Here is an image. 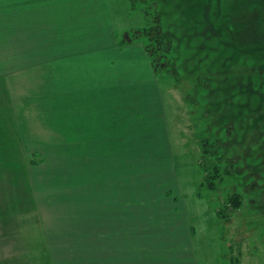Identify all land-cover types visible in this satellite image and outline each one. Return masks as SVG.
<instances>
[{"label":"rangeland","instance_id":"obj_1","mask_svg":"<svg viewBox=\"0 0 264 264\" xmlns=\"http://www.w3.org/2000/svg\"><path fill=\"white\" fill-rule=\"evenodd\" d=\"M74 1L72 14L68 2L61 5L62 2L56 0L55 6L49 7L54 10L51 20L55 24L50 30L47 13L38 15L39 12L26 10L25 29H34L35 32L25 33L22 38H30L26 42L31 46H42L47 42L56 45L61 41L65 47L70 46L68 52L77 53L86 49L87 39L91 44L97 35H104L108 26H112L116 33H122L158 23L154 28L161 37L164 31H168L173 38L167 40L166 46L157 43L153 53L159 57L172 50L173 62L177 65L166 67V74L173 77L176 83L167 76L160 80L168 116H172L169 132L180 199L188 207L192 218L199 263L264 264V0ZM142 10L148 11V14ZM162 23L164 30L160 26ZM134 37L138 42L127 46L123 55L130 56L136 52L137 55L133 56L146 58L139 34ZM124 40L127 44L133 43L129 35ZM63 62V58L50 62L51 71L55 72L59 63ZM67 64L65 79L63 74L57 76L51 73L53 79L43 76L37 86L47 94L57 88L60 101L71 99L73 104H82L87 109V103L96 98L98 85L105 94V105H109L107 116L114 117V124L122 121L121 128L134 134L132 141H152L153 134L158 136V131L151 130L152 123L145 124L142 113L135 112L144 102L143 95L135 99L121 96L119 101H113L114 80L119 76L107 71L109 66L103 61L76 59L73 62L71 59ZM122 77L128 80L133 75L128 71ZM16 82L17 78L8 79V82L0 79V203L5 209L8 207V221L4 224L8 230L6 249L9 256L3 264H21L14 259L15 253L23 247H16V236L21 234L17 233L21 229L18 224L21 221L23 224V218L32 216L28 211L21 217L15 216L19 211L15 210V204L20 209L30 201L27 167L30 150L18 145L21 133L13 105ZM11 84L13 89H9ZM159 85L162 87L160 81ZM195 85L200 96L194 90ZM214 94L218 99L216 108L212 100ZM185 95H188L187 100L191 104L182 102ZM121 104H131L132 108L120 110L118 107ZM206 104H213V109ZM218 104L227 106L219 108ZM5 107L8 109L5 110ZM205 110H213V115ZM221 113H226L230 121L228 133L225 132V118ZM103 116L99 115L104 126L106 119ZM108 120L111 122L112 119ZM89 123L87 117L79 122L78 135H81L82 125ZM63 125L57 126L61 129ZM198 132H201L203 142L214 133L225 141L219 138L216 145L204 143V147L217 151V155L203 162L208 174H213V165L219 167L221 177L225 172L229 173L224 174L222 183L220 176L214 180L219 187L217 192L200 190L199 187L204 179L198 165ZM121 141L127 142L125 139ZM109 148L103 147L105 150ZM73 149L83 147H66V150ZM159 149L155 147V150ZM222 153L224 156H221ZM230 163L236 164L237 173ZM236 192L246 199L237 210L229 202ZM251 198L254 200L250 201ZM221 207L224 217L217 214ZM2 227L3 223L0 230Z\"/></svg>","mask_w":264,"mask_h":264},{"label":"crops","instance_id":"obj_2","mask_svg":"<svg viewBox=\"0 0 264 264\" xmlns=\"http://www.w3.org/2000/svg\"><path fill=\"white\" fill-rule=\"evenodd\" d=\"M58 1L68 2L70 14L74 13V0ZM55 3L0 0V79L18 80L16 96L13 93L21 133L18 145L29 148V162L34 161L27 165L30 201L20 209L15 204L19 210L15 216L25 211L32 216L22 217L23 224L18 222L21 234L16 236V247H23L14 259L21 264H200L192 218L180 199L169 132L172 116H168L161 78L153 73L147 57L133 56L136 52L123 55L127 47L120 51L118 43L126 31L116 33L112 26L91 44L87 39L86 49L77 53L68 52L70 46L61 41L31 46L26 42L30 38L22 36L35 30L25 29L24 13H47L50 30L55 24L49 7ZM62 58L64 62L52 72L49 63ZM71 59H100L109 66L106 70L119 76L114 80L113 101L143 95L144 102L135 112L142 113L145 124L152 123L151 130L158 131V136L153 134L152 141H132L134 134L121 128L122 121L114 124V117L107 116L109 105L98 85L87 109L71 99L60 101L57 88L47 94L37 86L43 76L53 79L51 73L63 74L65 79ZM128 71L133 77L125 80L122 75ZM13 88L11 84L9 89ZM126 107L132 108L121 104L118 109ZM99 115H104L106 125H101ZM86 117L90 123L82 125L78 135L79 122ZM46 147L50 150H43ZM7 210L0 203V264L9 259Z\"/></svg>","mask_w":264,"mask_h":264},{"label":"trees","instance_id":"obj_3","mask_svg":"<svg viewBox=\"0 0 264 264\" xmlns=\"http://www.w3.org/2000/svg\"><path fill=\"white\" fill-rule=\"evenodd\" d=\"M138 1H140V0H138ZM142 11H144V10H142ZM144 12L146 14H148V11H144ZM155 25H158V23H156ZM155 25L150 26V27L149 26L148 27H144L142 29L126 31L122 35L121 39L119 40L118 48H119L120 51H123L127 46H130V45L138 42V41L135 42L137 37H134V36L139 34V41L143 45V48H144L145 53H146V56H147V58L149 59V61L151 63L153 73L157 77H160V78L167 76L168 78H171V81L175 82V80L172 79L173 77H171L168 74H166V67L168 65H171V64L175 65V63L173 62V60H175V57H173L174 52L171 50V52L169 51V52L166 53V51H165L164 53L159 55V57H155L154 53H153V47H155L157 45V43H162L164 46H166L167 40H169V39H171L173 37L168 33V31L167 32L164 31L165 33L163 32V37H161V34L159 32H157L156 29L154 28ZM160 26L162 27L163 23ZM162 28L164 30V27H162ZM127 35L131 36V40H132L133 43H131V44L130 43L129 44L125 43L126 41L124 39H125V37ZM175 66H177V65H175ZM197 88H198L197 85H195V89L194 90L200 96V93L198 92ZM187 97H188V95L183 96L184 104H186V103L191 104L190 102H188ZM212 100H213L214 105H215L214 108H216V106H217L216 102H218V99L216 98L215 94H214ZM209 106H211V105L210 104L207 105V107H209ZM218 106H219V108L220 107L226 108L227 105L225 104V106H221V104H218ZM211 108L213 109V104H212ZM223 111H225V109H223ZM206 112H208L209 114L213 115V110L206 111ZM221 114H223V116L225 118L224 119V124L226 125V127H224L225 132L228 133L227 130H228L230 121L227 118V116H225L226 113H221ZM261 114H262V112L260 111L259 115H261ZM218 115L220 116V114H218ZM208 117H209V115H208ZM201 132H198L196 134V140H197L198 149H199V152H200V159L198 161V165L200 166V169H201V171L203 173V179H204L199 187H200V190H204V191L205 190L206 191L210 190V191H213V192H217L219 190V187L215 184L214 180L217 179L218 176H220V181L222 183L223 180H224V174H229V173L225 172L223 174V177H221L222 175L220 173L219 167L218 166L215 167L213 165V167H214L213 174H211V175L208 174L209 172L207 171V169L203 165V162H205L207 159L209 160L210 156L217 155L216 154L217 151L214 152L213 150L210 149L211 147H204V143H208V144L215 143V145H216V142L218 140H220L221 138H220L219 134H218L219 137H217V134L214 133V134L211 135L212 138L210 137L208 140H205V142H203V141H201L202 138L200 137L201 136ZM219 133L221 134V132H219ZM230 135H231V133H230ZM221 140L224 141V139H221ZM224 143H225V141H224ZM221 156H224V154L222 153ZM220 160H221V158H220ZM31 162H34V161H31ZM31 162H29V163H31ZM230 165L232 166L233 170L236 172V170H237L236 167H235L236 164H231L230 163ZM240 172H241V169H240ZM253 200H254V198L250 199V201H253ZM245 201H246V199L244 198V196L241 193L236 192L235 194L232 195V197L230 198L229 202H230V204H233V206L237 210V209L241 208L243 204H245ZM224 205H225V203H223L222 207H224ZM222 207L218 210V213H217L218 217L223 216L222 215Z\"/></svg>","mask_w":264,"mask_h":264}]
</instances>
